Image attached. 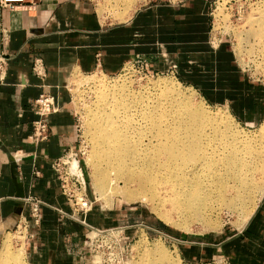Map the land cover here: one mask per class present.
<instances>
[{
    "label": "crops",
    "instance_id": "0c3cea01",
    "mask_svg": "<svg viewBox=\"0 0 264 264\" xmlns=\"http://www.w3.org/2000/svg\"><path fill=\"white\" fill-rule=\"evenodd\" d=\"M89 1L42 0L36 7H0V39L2 31L7 36L4 48L0 42V54L9 55L0 81V245L25 220L27 264H94L87 250L88 228L70 219L52 169L66 152H78L75 113L66 86L71 74L114 75L135 56H143L153 69L176 62L180 73L198 78L207 88L210 59L219 70L216 96L221 94L222 102L243 120H256L261 110L263 84L217 59L229 54L226 46L216 56L209 54L207 15L213 0L150 5L114 25L101 23ZM35 59L43 64V78L32 73ZM41 93L54 98L56 111L45 118L50 127L47 140L33 146L28 137L35 119L34 100ZM28 196L44 203L38 225L32 223L23 200ZM92 215H86V222L91 223ZM96 215L97 228L110 226L108 215Z\"/></svg>",
    "mask_w": 264,
    "mask_h": 264
},
{
    "label": "rangeland",
    "instance_id": "374dc122",
    "mask_svg": "<svg viewBox=\"0 0 264 264\" xmlns=\"http://www.w3.org/2000/svg\"><path fill=\"white\" fill-rule=\"evenodd\" d=\"M181 1L183 0H139L128 5V8L123 2L115 6L108 0L89 2L101 23L114 25L128 20L135 11L150 5L177 4ZM212 2L207 15L209 54L216 56L219 49L226 46L229 54L218 55L217 59L233 64L249 80L255 84H263L264 87V0H222L215 11ZM161 57L165 58V55ZM207 62L211 64L208 65L210 67L205 78L207 88L199 83L198 78H187L186 74L180 73L176 62L153 69L150 61L143 56H135L114 75L101 71L70 75L66 86L76 119L79 173L85 183V195L91 203L89 213L93 214L89 220L91 223L86 222V219L85 223L91 224L94 229L104 230L96 227L99 224L96 214L104 213L109 216L110 224L105 229L116 228L119 232L97 236L88 230L87 235L92 239L93 245L90 253L99 261L105 259L109 260L106 264H116L122 258L123 264H138L142 261L141 257H145V261L141 262L143 264L151 261L165 264L160 259L163 253L173 259L175 264H264V196L259 202L255 201L254 205L248 206L247 211L254 209L248 220L239 210L227 209L223 199L218 200L216 206L208 211L203 209L199 214L178 215L171 208V203L162 198L163 195H159V189L155 194L153 211L144 197L125 202L117 193L118 188L111 186L113 182H107L106 192L102 199L98 198L91 185L90 169L85 165V158L90 150L85 115L93 105V92L103 82L116 86L124 84L137 92L145 91L144 88L148 91L151 82H162L181 94L190 96L192 103L221 120L233 133L253 142L260 141L259 126L264 122V92L260 106L258 105L261 110L256 117H259L254 121L251 118H238L229 105L222 102L221 94L216 96L214 86L219 70L213 65V61L208 59ZM73 77L81 79V82L75 83ZM117 183V187H123L121 182ZM223 183L222 181L220 185ZM133 186L131 190H135ZM227 196L225 190L218 189V197ZM157 211L165 214L168 222L158 217ZM24 244V230L15 228L9 232L0 245V252L3 246H8L10 252L22 248V257L17 263L10 259L11 262L8 260L6 264H27L24 260ZM89 258L92 260L90 255Z\"/></svg>",
    "mask_w": 264,
    "mask_h": 264
},
{
    "label": "bare ground",
    "instance_id": "6f19581e",
    "mask_svg": "<svg viewBox=\"0 0 264 264\" xmlns=\"http://www.w3.org/2000/svg\"><path fill=\"white\" fill-rule=\"evenodd\" d=\"M109 1L128 8L139 0ZM162 84L154 81L148 91L137 92L103 82L92 91L93 105L85 111L90 142L85 165L94 193L102 199L107 182H113L125 202L144 197L154 211L159 189L178 215L208 211L223 199L227 209L239 210L248 220L254 211H247L248 206L264 196V122L260 141L253 142L230 131L190 96ZM118 181L123 187H117ZM219 188L228 196L218 197ZM157 214L168 222L165 214ZM7 247L1 249L0 264L20 261L22 250ZM160 259L175 264L163 253Z\"/></svg>",
    "mask_w": 264,
    "mask_h": 264
},
{
    "label": "built area",
    "instance_id": "2783aa9c",
    "mask_svg": "<svg viewBox=\"0 0 264 264\" xmlns=\"http://www.w3.org/2000/svg\"><path fill=\"white\" fill-rule=\"evenodd\" d=\"M42 0H0L1 8H13L15 6H27V7H36L40 4ZM229 2V0H228ZM214 11L218 5H221L222 0H214L213 2ZM213 16V13L211 12ZM213 27V23L211 28ZM1 45L2 48L5 47L7 36L6 32H1ZM9 60V55L4 51L0 54V81H3L7 63ZM32 73L38 77L43 78L45 76V71L43 64L40 59H35L31 67ZM56 111V105L54 98L46 93H41L34 100V115L35 119L32 122V128L30 135L28 137L29 141L33 146H37L40 143L47 140L50 132V127L47 124L45 118L50 114ZM75 151H68L60 158L56 159L52 164V169L56 174L59 183V189L61 195L64 197L66 204L70 209L69 217L70 219L77 221L78 223L84 225L90 232H94L95 235H108L109 233L117 232L118 229H104L97 230L85 223L86 215L90 211V202L87 200L85 195V183L83 182L80 173L78 172L75 165H78L77 154ZM26 204L29 206V214L33 224L38 225L40 222V207L44 205L43 202L38 200L35 197L28 196L23 199ZM62 213V212H60ZM63 214V213H62ZM27 226V222L23 220L20 224L17 225V228L24 230ZM113 237V236H112ZM111 237V238H112ZM88 253L94 261V264H106L105 259L99 261L98 258L91 255L92 239L88 236ZM109 259V256H107ZM116 264H123V259L120 258L116 261Z\"/></svg>",
    "mask_w": 264,
    "mask_h": 264
},
{
    "label": "water",
    "instance_id": "95a60500",
    "mask_svg": "<svg viewBox=\"0 0 264 264\" xmlns=\"http://www.w3.org/2000/svg\"><path fill=\"white\" fill-rule=\"evenodd\" d=\"M17 196L20 197V198L24 197L23 193H18Z\"/></svg>",
    "mask_w": 264,
    "mask_h": 264
}]
</instances>
